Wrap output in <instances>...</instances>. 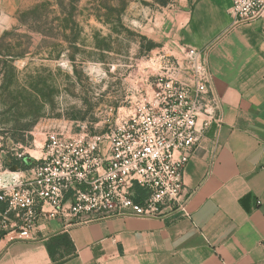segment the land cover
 Masks as SVG:
<instances>
[{
    "label": "rangeland",
    "instance_id": "rangeland-1",
    "mask_svg": "<svg viewBox=\"0 0 264 264\" xmlns=\"http://www.w3.org/2000/svg\"><path fill=\"white\" fill-rule=\"evenodd\" d=\"M194 2L0 0V177L41 162L49 134L87 142L117 113L160 101L170 80L185 82L180 28ZM94 180L88 167L66 189L67 221L84 219L85 207L99 200L88 193ZM127 191L142 205L152 195L135 184ZM174 208L159 203L154 213ZM13 216H0V224ZM8 228L0 249L16 236Z\"/></svg>",
    "mask_w": 264,
    "mask_h": 264
},
{
    "label": "crops",
    "instance_id": "crops-1",
    "mask_svg": "<svg viewBox=\"0 0 264 264\" xmlns=\"http://www.w3.org/2000/svg\"><path fill=\"white\" fill-rule=\"evenodd\" d=\"M230 6L195 0L180 28L204 53L222 110L184 164L180 206L75 224L40 217L2 246L0 264H264V16L234 23Z\"/></svg>",
    "mask_w": 264,
    "mask_h": 264
},
{
    "label": "built area",
    "instance_id": "built-area-1",
    "mask_svg": "<svg viewBox=\"0 0 264 264\" xmlns=\"http://www.w3.org/2000/svg\"><path fill=\"white\" fill-rule=\"evenodd\" d=\"M230 12L234 23L255 20L264 16V0H231ZM185 47L183 72L187 79L170 80L165 86L168 94L160 101L155 100L153 105L140 102L134 112L117 113L103 135H94L87 142L51 133L41 162L30 169L31 177L19 171L0 177V203L5 206L0 216L14 215L8 224H0V243L8 227L16 234L14 240L28 237L40 217L67 220L64 193L85 176L88 167L96 175L88 193L98 194L99 200L85 207L89 215L84 219L68 223L115 215L158 216L161 213H154L156 204L172 202L175 208L180 206L184 164L205 132L222 122L221 100L205 55ZM134 184L152 191L145 205L129 197L127 190ZM71 209L78 215L83 208L78 205Z\"/></svg>",
    "mask_w": 264,
    "mask_h": 264
}]
</instances>
